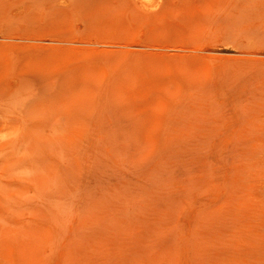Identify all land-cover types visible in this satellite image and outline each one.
<instances>
[{"label":"rangeland","instance_id":"rangeland-1","mask_svg":"<svg viewBox=\"0 0 264 264\" xmlns=\"http://www.w3.org/2000/svg\"><path fill=\"white\" fill-rule=\"evenodd\" d=\"M163 3L0 0V264H264V0Z\"/></svg>","mask_w":264,"mask_h":264},{"label":"bare ground","instance_id":"bare-ground-1","mask_svg":"<svg viewBox=\"0 0 264 264\" xmlns=\"http://www.w3.org/2000/svg\"><path fill=\"white\" fill-rule=\"evenodd\" d=\"M166 0H133V3L140 9L142 10H148V11H154L156 10V14H161L160 11H158V8L162 5L163 2H165ZM132 3V2H131ZM164 4V3H163ZM165 8V5H164ZM163 9V7H162ZM161 9V10H162ZM164 10V9H163ZM139 11V10H138ZM145 12V11H144ZM148 13V12H147ZM153 13V14H155ZM146 14V13H145ZM148 15V14H147ZM157 16V15H156ZM158 16L156 18H158ZM150 18V17H149ZM154 18V16H153Z\"/></svg>","mask_w":264,"mask_h":264}]
</instances>
